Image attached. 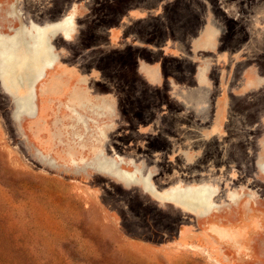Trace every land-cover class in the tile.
Returning a JSON list of instances; mask_svg holds the SVG:
<instances>
[{"label": "rangeland", "instance_id": "374dc122", "mask_svg": "<svg viewBox=\"0 0 264 264\" xmlns=\"http://www.w3.org/2000/svg\"><path fill=\"white\" fill-rule=\"evenodd\" d=\"M65 18L0 82V264H264V0H0V69Z\"/></svg>", "mask_w": 264, "mask_h": 264}, {"label": "bare ground", "instance_id": "6f19581e", "mask_svg": "<svg viewBox=\"0 0 264 264\" xmlns=\"http://www.w3.org/2000/svg\"><path fill=\"white\" fill-rule=\"evenodd\" d=\"M71 27V18L49 23L36 29V38L33 39V42L25 40L14 42L15 47L5 53L4 64L1 65L0 69V78L4 79L3 85L10 94L18 89L17 103L19 105L29 106L31 103H35L36 86L50 67L49 62L54 61L53 49L51 50V46L49 47V39ZM20 89H24L25 92L19 94ZM211 189L212 187L208 184L191 186L177 191V196L171 197L173 199H169V201L194 213H200L204 209H214L212 202L215 200V196H213Z\"/></svg>", "mask_w": 264, "mask_h": 264}, {"label": "water", "instance_id": "95a60500", "mask_svg": "<svg viewBox=\"0 0 264 264\" xmlns=\"http://www.w3.org/2000/svg\"><path fill=\"white\" fill-rule=\"evenodd\" d=\"M0 82H1V85H3L4 84V79L0 78ZM17 92H18V89H16L15 91H12V93H11V96H13L14 102H16V103H17L18 98H19L17 96Z\"/></svg>", "mask_w": 264, "mask_h": 264}]
</instances>
